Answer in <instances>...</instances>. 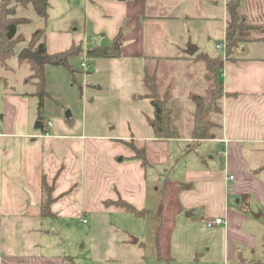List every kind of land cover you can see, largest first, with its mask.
I'll list each match as a JSON object with an SVG mask.
<instances>
[{
  "label": "crops",
  "instance_id": "crops-1",
  "mask_svg": "<svg viewBox=\"0 0 264 264\" xmlns=\"http://www.w3.org/2000/svg\"><path fill=\"white\" fill-rule=\"evenodd\" d=\"M47 1L49 8L45 24V45L48 53L77 44L84 46L96 36L100 45L114 44L115 37L121 32L118 58L142 60L141 83L144 91L140 97L150 104L144 98L143 72L147 67L148 70H154L160 80V92L170 87L172 97L168 106L172 109L173 118L175 108L172 102L178 99L176 96L182 98L191 114L194 109L193 97L207 93L204 64L192 59L201 47L193 43L197 46V51L188 55L186 50L190 43L185 44V37L182 41L178 38L177 28L179 25L187 26L194 19L218 20L222 29L221 37L225 38V28L231 23L226 0H222L219 5L217 2L213 3L214 0ZM184 3L196 10L203 9L204 14L207 11L209 15L196 11V17L189 16ZM238 13L249 28L237 31L239 41L234 52L229 57L226 54L225 60L221 59L215 45L223 38L214 44L213 51L200 52L210 57H220L218 64H221V69H216L222 88L220 135L213 139H202L197 144H212L211 148L215 150L213 155L203 157L204 154L197 152L201 162L191 167L182 180L165 182L166 204L164 202L162 214L165 206L166 209L171 203L173 206L170 215L167 218L164 216L163 225L160 224L158 231L163 256L170 257L169 251L165 250V239L168 237L169 240L172 232L176 231L181 214L185 212L184 216L187 218L201 209V221L204 218L208 220L221 217L225 222L214 226L223 237L224 260H233L238 256L245 261L263 258L264 0H240ZM185 32L190 33V30L185 29ZM171 49H174V55L167 54ZM171 63L191 67L201 63L203 67L198 69V73L193 71L189 79L185 78L187 85L180 92L173 85L171 69L159 72L161 66L171 67ZM4 98L6 104L0 113V138H36L41 135L44 140L40 145V179L38 178L37 188L31 191L34 198L25 188H19L18 182L17 187L9 190L11 195L20 196L14 199L15 210L24 207L27 212L17 214L15 211L11 212V209L4 212L0 201V264L71 262V256L64 251H34L43 244L42 238L37 236L38 229L30 225L33 219L42 216V175H45L49 185L53 184V200L50 204L53 215L44 217L72 216L80 212L99 214L113 210L124 211L120 207L103 204L104 200H115L118 195L136 208L146 209L147 168L171 162L173 156L170 142L191 141L190 133L182 135L174 119L172 125L179 131L178 138L154 137L148 124V115L143 124L129 126V135L111 140L108 136L88 137L83 133H51L49 129H44L45 133L39 135L27 125L25 98L11 94H5ZM11 115H14L13 119L10 118ZM176 120L182 124L179 118ZM185 123L187 121L184 120L183 124ZM189 127L191 130L192 126ZM129 141L145 150L150 166L143 167L139 160L131 158L133 151L125 143ZM2 150L0 148V152ZM119 155H122L121 160L128 161L120 163V157L119 161L116 160ZM2 166L0 157V177L5 175ZM172 195L174 199L170 202ZM186 212L191 214L187 216ZM15 232L21 234L20 239L16 240L12 235ZM133 243H139L138 239ZM204 244L210 243L205 240ZM206 250L211 251V247L208 246ZM256 253L257 257L254 256Z\"/></svg>",
  "mask_w": 264,
  "mask_h": 264
},
{
  "label": "rangeland",
  "instance_id": "rangeland-1",
  "mask_svg": "<svg viewBox=\"0 0 264 264\" xmlns=\"http://www.w3.org/2000/svg\"><path fill=\"white\" fill-rule=\"evenodd\" d=\"M215 2L218 5L222 4V0H214L213 3ZM184 5L187 4L184 3ZM186 7L187 15L192 17L198 15L196 11H199V14L203 12V9L196 10L193 6ZM204 15L209 14L205 11ZM15 16L29 19V23H20L17 27L18 34L23 38L15 44V50L19 52L23 47H28L31 34L41 26V21L36 17L30 3L17 4ZM44 28L47 31V27L44 26ZM185 29H189L190 33L185 32ZM177 30L181 41L184 37L186 38V45L196 43L201 47L198 53L213 51L214 44L223 38L218 20L194 19L185 27L179 25ZM208 37L211 38L208 39ZM93 40L94 45L99 44L97 36ZM91 47L93 45H90L86 51L83 49L84 53L81 56L69 59L73 68L78 69L74 79L64 66L43 64L44 89L47 96L42 98V105H39V97L34 94L38 90L35 84L37 80L30 78L33 74L30 63L17 56L0 61V113L6 104L4 95H18L26 100L24 112L27 114V125L35 134L44 133L41 128L35 127L37 117L41 115L44 129H49L51 133H83L88 137L108 136V138L111 137L110 140L129 135L130 125L143 124L146 115L150 117L153 115L152 105L140 97L144 91L141 83L142 60L88 56L86 52ZM173 53H175L174 49L167 52L171 55H174ZM83 61L87 64L86 70L80 65ZM200 67H203L201 63L192 67L171 63V67L161 66L159 72L171 69L173 85L180 91L187 85L185 78L189 79L193 71L200 72ZM218 78L220 80L219 76ZM217 84L207 81V93L217 88ZM207 93L203 94L204 97L208 96ZM175 98L178 99L172 102L175 114L174 118L171 116V123L174 119V123L180 127V133L188 135L191 131L189 126L194 123L193 118L183 104L182 98L177 96ZM195 106L194 102V108ZM67 113L69 117L66 116ZM11 116L10 118L13 119L14 115ZM177 118L182 121V124L184 120L187 123L182 125L176 120ZM213 118L216 121L214 114ZM48 120L51 123L50 126L47 123ZM43 140L41 135L36 138H0V148H3L0 157L5 174L4 177H0V201L4 212L7 209L17 214L27 212L24 207L15 210L14 199L20 196L11 195L9 190L17 187L18 182L19 188H25L34 198L31 191L37 188L42 171L39 164L41 162L40 145ZM170 144L173 156L171 162L164 166L147 168L148 201L145 207L148 213L144 217H137L121 210L99 214L80 212L72 216H41L30 223L38 229V238L43 240L41 247L34 251L41 253L64 251L72 257L73 264H241L238 258L224 260L222 234L214 227L215 225L206 227V218L203 221L200 220L201 209H197L187 218L184 216L185 212L181 214L176 231L172 232L169 240L168 237L165 239V250L169 251L170 257L162 254V259L158 257L155 248L156 229L160 224L163 225L164 216L167 218L170 215L173 206L172 203L167 209L165 206L164 214H162L164 202L166 204L165 182L182 180L191 167L201 162L197 157L198 153L206 157L205 155H213L215 152L210 143L197 145L194 149H189L191 141L188 140H179ZM119 157L122 155L117 156V161ZM126 161L128 159L119 162ZM173 199L172 195L170 202ZM46 232L49 233L45 234ZM12 235L16 237V240L21 238L18 232ZM136 239L139 243H133ZM205 240H208L210 244L203 245ZM208 246L211 247L209 252L206 250ZM160 252H162L161 249ZM254 256L257 257L258 253Z\"/></svg>",
  "mask_w": 264,
  "mask_h": 264
},
{
  "label": "trees",
  "instance_id": "trees-1",
  "mask_svg": "<svg viewBox=\"0 0 264 264\" xmlns=\"http://www.w3.org/2000/svg\"><path fill=\"white\" fill-rule=\"evenodd\" d=\"M240 0H226V6L231 15V23L225 28V38L227 42L226 54L229 57L238 44V37L236 36L237 31L245 30L249 28L244 22V18L238 13V6ZM19 3H30L35 11L36 17L41 21V26L35 29L29 39L28 47L38 54L46 56L44 63H49L55 66L66 67L72 79L78 69L73 68L69 63V59L75 56H81L83 53V45L77 44L72 45L65 50H61L54 53H48L45 45V24L48 17L49 4L47 0H22L16 3L13 0H0V61H6L13 56L18 57V52L15 50V44L23 40L18 34L17 27L20 23H29L28 18H22L15 16V8ZM121 32L115 37L114 41L120 44ZM88 56H98L105 58H114L120 56V47H115L114 44L100 45L96 44L89 48L86 52ZM19 58V57H18ZM25 59V58H19ZM193 60L200 61L204 64L206 69L205 78L207 81H212L217 84V88L212 89L208 96H196L193 97V103L196 106L191 112L193 118V125L190 131L191 144L189 149H194L198 142L202 139H213L220 135L221 129V105L220 98L222 95L221 80L218 79L217 64L220 57H210L206 53H197L192 57ZM30 63V68L33 70V74L30 78H35L37 81V91L34 93L39 97V105H42V98L47 96V92L44 89L45 78L43 76V64L37 65L32 59H26ZM143 83L145 86L144 98L150 101L153 107L152 117H148V124L153 131V135L156 138H178L179 131L172 125L171 116L172 109L168 106L171 99V89L166 87L164 91L160 92L159 79L154 70L149 71L147 67L144 68ZM41 109V107H39ZM202 109V110H201ZM216 117V121L215 118ZM209 115L212 117H209ZM41 115H38L37 120L42 123V130L44 131V124L41 120ZM45 133V132H44ZM133 151L132 159L139 160L143 167L150 166V163L146 157L145 150L143 148H137L133 141L125 142ZM41 202H40V213L42 216H52L53 213L50 210V204L53 200V184H48L45 175L41 177ZM105 206L114 205L124 209L126 212H130L137 217H144L148 211L146 209H138L133 204L123 199L118 195L117 199H106L103 201ZM160 226L156 229L155 236V248L157 255L162 259L160 252L159 242V231ZM262 259H251L245 261L243 258L238 256L241 264H264V227L262 232ZM70 264L72 263V257H70ZM247 262V263H246Z\"/></svg>",
  "mask_w": 264,
  "mask_h": 264
},
{
  "label": "water",
  "instance_id": "water-1",
  "mask_svg": "<svg viewBox=\"0 0 264 264\" xmlns=\"http://www.w3.org/2000/svg\"><path fill=\"white\" fill-rule=\"evenodd\" d=\"M16 3L22 1V0H14ZM114 46L119 47V44L117 41H114ZM197 51V46L190 43L188 44L186 53L188 55H193ZM18 57L19 58H25V59H32L37 65L41 66L46 59V56L38 54L34 50L30 49L29 47H23L19 52H18ZM67 117H69V113L66 114ZM36 128H42V123L38 120L35 123ZM120 160L122 159L121 157L119 158ZM191 212H186V215L189 216ZM136 241V240H135Z\"/></svg>",
  "mask_w": 264,
  "mask_h": 264
},
{
  "label": "built area",
  "instance_id": "built-area-1",
  "mask_svg": "<svg viewBox=\"0 0 264 264\" xmlns=\"http://www.w3.org/2000/svg\"><path fill=\"white\" fill-rule=\"evenodd\" d=\"M90 45H93V40H90V41H87L84 46H83V49L84 51H86V49L90 46ZM215 48L216 50L218 51V53L220 54L221 56V59L222 60H225L226 59V48H227V42H226V38H223L221 41H219L218 43H216L215 45ZM84 53V52H83ZM81 67L83 69H87V64L83 61L81 62ZM217 69H221V64H218L217 65ZM48 125L50 126L51 123L50 121L48 120L47 121ZM85 221V220H84ZM206 223V226L207 227H211V226H214V225H217V224H222V223H225L223 218L221 217H216V218H213V219H208L205 221Z\"/></svg>",
  "mask_w": 264,
  "mask_h": 264
}]
</instances>
